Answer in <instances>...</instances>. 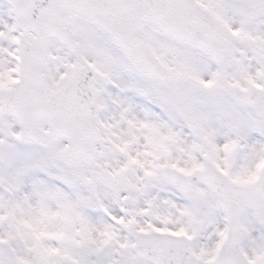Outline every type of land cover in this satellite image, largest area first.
<instances>
[{"label":"snow or ice","instance_id":"6c2138e0","mask_svg":"<svg viewBox=\"0 0 264 264\" xmlns=\"http://www.w3.org/2000/svg\"><path fill=\"white\" fill-rule=\"evenodd\" d=\"M0 264H264V0H0Z\"/></svg>","mask_w":264,"mask_h":264}]
</instances>
